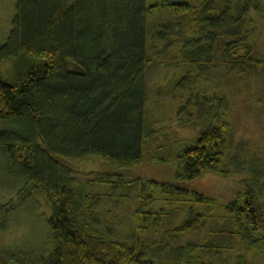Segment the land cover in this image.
Here are the masks:
<instances>
[{"label":"trees","instance_id":"trees-1","mask_svg":"<svg viewBox=\"0 0 264 264\" xmlns=\"http://www.w3.org/2000/svg\"><path fill=\"white\" fill-rule=\"evenodd\" d=\"M253 13L264 16V0H16L0 46V63L12 64L6 75L0 72V153L53 211L52 245L37 257L17 258L18 264H155L151 253L173 245L146 243L142 235L161 227L167 206L183 202L187 216L171 235L200 228L220 208L237 227L240 247L232 264H264V175L252 176L249 189L226 203L190 187L206 170L227 174V121L208 125L179 149L171 179L130 173L145 159L154 133L150 66L181 64L180 76L157 94L191 88L177 114L183 124H208L224 97L200 93L204 70L219 60L238 73L264 65L256 56L261 27ZM84 160L102 168L91 167L97 176L81 182ZM134 190L133 239L101 230L103 209L110 210L103 206L122 209L132 197L125 191ZM158 200L166 205L157 206ZM211 244L188 241L171 250L184 252L185 264H209L198 253L212 252ZM16 256L0 253V264Z\"/></svg>","mask_w":264,"mask_h":264},{"label":"rangeland","instance_id":"rangeland-1","mask_svg":"<svg viewBox=\"0 0 264 264\" xmlns=\"http://www.w3.org/2000/svg\"><path fill=\"white\" fill-rule=\"evenodd\" d=\"M15 2L16 0H0V46L8 39ZM253 16L257 17L261 27L256 56L264 61V16L258 17L256 13H253ZM11 65L9 61L0 63V72L6 75ZM180 66L181 64L173 59L165 64L154 63L149 68L148 109L150 127L154 133L146 143L145 159L132 168L130 173L159 181L171 179L176 170L174 156L179 149L184 144H193L199 132L208 125L227 121L229 148L223 160L227 174L206 170L190 183V187L216 198L220 203L236 201L239 193L249 189L247 184L252 176L264 175V65L238 73L219 60L217 67L204 70V79L197 84L200 93L207 97H224V100L221 106L215 103L208 124L199 122L195 126L190 123L183 124V118L177 114L179 107L187 101L191 88L185 91L173 89L170 94H157L159 86H165L162 89L165 91V84H170L180 76ZM157 156L161 158L156 159ZM98 164L84 160L81 165L82 173L77 175L79 180L86 182L88 178L94 179L97 174L89 170L102 168ZM30 188L31 184L20 175L19 168L0 153V253L17 255L11 259L10 264H18L17 258H23L25 255L37 257L47 251L53 243L49 226L52 208L42 193L30 194ZM125 192L132 197L126 199L128 203H124L122 209L110 208L112 204L103 206L110 210L105 212L103 209L102 215L105 219L100 228L103 231L108 230L116 237L133 239L132 210L135 206V190ZM156 205L166 203L158 200ZM188 206L186 202L177 204L174 208L167 206L168 215L161 227L142 235L144 241L171 244L172 250L179 249L180 245H185L188 241H201L206 245L212 243L211 245L215 246L212 252L204 249L199 250L201 253L198 254L209 264H232L240 241L233 235L237 229L234 219L220 208L196 230L178 237L169 233L170 228L187 216ZM202 208L201 206L200 209ZM117 218L120 223L113 227L112 222ZM171 249L158 253L162 255L152 252L150 257L155 264H185L184 252L178 251L176 254ZM166 253L168 254L163 256Z\"/></svg>","mask_w":264,"mask_h":264}]
</instances>
